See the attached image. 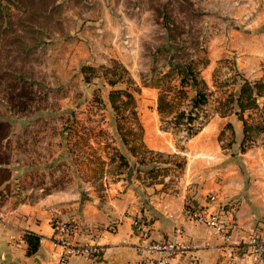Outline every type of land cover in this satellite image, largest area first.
Segmentation results:
<instances>
[{"label":"rangeland","instance_id":"1","mask_svg":"<svg viewBox=\"0 0 264 264\" xmlns=\"http://www.w3.org/2000/svg\"><path fill=\"white\" fill-rule=\"evenodd\" d=\"M113 62L123 64L140 88L135 98L147 138L171 145L170 152L152 151L172 157L159 162L148 155L147 165L138 164L114 139L107 97L126 84L110 87L102 74L85 81L80 71L82 65L97 69ZM169 62L196 64L210 91L202 113L220 121L217 100L238 85L231 78L236 73L250 81L264 77V0H0V121L10 126L2 148L8 176L0 182V206L60 191L81 202L91 196L105 200L110 189L124 186L140 195L151 187L175 191L186 170L183 150L191 136L162 129L159 89L144 86L159 79L176 85V75H168ZM249 115L264 117V107L243 113L253 120ZM226 125L216 133V152L235 157L239 148L232 149L234 137ZM105 141L127 155L129 180L125 173L92 176L96 165L90 157L107 161ZM263 144L260 133L249 146ZM200 148L210 146L197 144L194 150ZM153 166L167 170L153 179L136 177V169Z\"/></svg>","mask_w":264,"mask_h":264},{"label":"crops","instance_id":"2","mask_svg":"<svg viewBox=\"0 0 264 264\" xmlns=\"http://www.w3.org/2000/svg\"><path fill=\"white\" fill-rule=\"evenodd\" d=\"M212 118L187 139L183 150L188 156L186 170L175 191L151 187L140 195L124 186L110 189L105 200L90 195L82 202L60 191L34 202L0 206V264H131L144 257L140 248L150 240H172L184 246L170 264H225L231 247L243 245L253 233L264 232V144L239 150L235 157L218 154L217 131L229 123L232 149L239 148L243 124L234 114L219 117L218 122ZM141 124L147 148L171 151L164 141L148 139L146 126ZM197 144L210 148L194 150ZM209 193L227 204L223 216L227 239L184 214L187 200L204 203ZM138 217L145 222V231L135 227ZM55 222L75 226L72 245H94L98 251L90 259L72 254L62 262L64 249L56 240ZM30 234L38 235L39 243L36 251L28 253ZM237 261L249 264L241 256Z\"/></svg>","mask_w":264,"mask_h":264},{"label":"trees","instance_id":"3","mask_svg":"<svg viewBox=\"0 0 264 264\" xmlns=\"http://www.w3.org/2000/svg\"><path fill=\"white\" fill-rule=\"evenodd\" d=\"M206 63L207 59L202 62V65ZM168 65L170 66L168 75H176L175 77L178 79L176 85H170V83L166 85L163 83V79H159L154 83H146L144 86L159 89L156 111L160 117L162 129L182 130L185 131L186 136H192L209 120V116L202 113L210 95L208 85L201 77L195 63L169 62ZM97 69H100V73ZM97 69L91 65H82L80 71L85 81L102 74V77L106 79V83L110 87L120 83L126 84L124 88L111 89L107 97L108 104L113 112L114 139H117L127 149V152L137 159L136 163L138 164L147 165L150 161L148 155L155 156L159 159V162L164 156L172 157L169 154L164 155L154 152L145 146L143 142V126L139 118L138 105L135 98V93H138L140 88L135 84L128 69L119 62H113L112 66H100ZM213 81L218 83L215 78ZM231 82L232 84L237 83V87L229 91L224 97L222 96V99L217 100L218 106L215 107V111L222 117L234 114L242 121L243 137L239 144V150L244 151L250 147L249 143L253 142V138L256 135L264 133V117L262 115L259 119H253L249 115L250 119H253L251 121L243 117V113L246 111L260 110V108L264 107V77L250 81L236 73L231 78ZM169 92L173 93V95L170 96ZM93 100L100 104L104 103L99 97H94ZM202 116H204V119L196 124L197 119ZM166 123H169L170 126L165 125ZM226 126L231 129L233 135L231 125L228 123ZM9 128L8 123L0 121V182L6 180L8 176V169L5 167L8 165V158L6 151L4 152L2 148H6L3 141L8 137ZM100 133L103 134V131H100ZM108 148L110 151H106ZM102 149L107 154V161L101 157H90L89 163H95L96 165L90 169L92 176L99 179L102 174L107 173L112 177L116 176L115 178H118L120 174L125 173L124 178L129 180L132 175L130 170L132 167L127 155L122 153L118 147L112 146L108 141L104 142ZM105 165H108V168L104 169ZM166 170L164 167L153 166L144 170L136 169L135 171L137 173L136 177L143 178V174L147 179H153L158 175V172ZM26 242L28 244V253L34 252L39 243V236L30 234Z\"/></svg>","mask_w":264,"mask_h":264},{"label":"built area","instance_id":"4","mask_svg":"<svg viewBox=\"0 0 264 264\" xmlns=\"http://www.w3.org/2000/svg\"><path fill=\"white\" fill-rule=\"evenodd\" d=\"M226 205V203L219 202L215 194L209 193L204 203L187 200L183 211L187 218L213 229L227 239L228 227L223 219ZM134 224L139 231L146 230L145 222L141 217L135 219ZM53 226L58 235L56 240L64 249L62 262L72 254L90 259L98 251V247L94 245L77 246L70 243V237L75 232V226L71 222H55ZM140 250L144 252V257L131 264H170L172 258L183 252L184 246L172 240H150L144 243ZM238 256L246 258L249 264H258L263 261L264 232L253 233L243 245L231 247L225 264H243L237 261Z\"/></svg>","mask_w":264,"mask_h":264}]
</instances>
